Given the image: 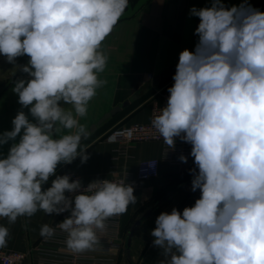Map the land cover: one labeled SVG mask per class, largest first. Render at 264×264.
Segmentation results:
<instances>
[{
	"label": "clouds",
	"instance_id": "clouds-1",
	"mask_svg": "<svg viewBox=\"0 0 264 264\" xmlns=\"http://www.w3.org/2000/svg\"><path fill=\"white\" fill-rule=\"evenodd\" d=\"M128 4L0 0V55L13 65L29 57L17 66L28 78L12 88L21 110L12 130L0 134V145L19 136L0 158V219L12 224L37 211L70 212L56 227L74 253L95 250L106 221L137 200L123 181L82 187L79 179L56 175L61 163L89 159L81 141L90 133L80 119L106 83L102 45ZM190 15L199 17L198 43L180 52L167 105L151 124L169 148L176 138L192 146L191 190L200 197L182 213L174 207L158 215L153 245L170 256L160 264H264V12L247 0L231 8L212 0ZM179 159L187 163L183 154ZM54 234L42 225L45 240ZM8 237L0 225V248Z\"/></svg>",
	"mask_w": 264,
	"mask_h": 264
},
{
	"label": "crops",
	"instance_id": "crops-1",
	"mask_svg": "<svg viewBox=\"0 0 264 264\" xmlns=\"http://www.w3.org/2000/svg\"><path fill=\"white\" fill-rule=\"evenodd\" d=\"M221 2L226 8H231L245 0ZM132 3L134 8L125 10L102 45L109 57L107 68L100 74L106 83L89 102L88 113L80 123L89 131L114 107L121 106V111L98 126L87 139H82V146L88 148L86 154L89 159L86 162L81 163L77 157L71 164L61 163L56 175L70 170L90 183L107 176L113 167L135 174L141 161L160 160L159 175L134 190L136 203L130 204L121 217L123 246L115 257V264H160L170 256L165 257L163 250L153 245L154 238L150 233L156 227L155 220L161 212L170 213L175 207L182 213L185 207L194 206L200 197L199 189L191 190L193 176L189 170L195 167L194 158H187V163L179 159L180 155H175L172 162L164 160L163 146L158 142L137 143L129 150L128 156L117 157L119 146L105 142V137L116 127L150 120L153 102L165 87L162 84L167 76L159 79L160 74L178 64L181 51H193L198 43L195 29L200 21L199 17L190 15V9L211 7L212 0H133ZM247 4L256 9L260 7L259 10L264 12V8L261 9L264 0H247ZM18 79L22 78L5 76L0 79V134L12 130V120L22 107L18 103V95L12 91ZM125 102L128 105L122 107ZM23 111L30 120L33 119L27 108ZM18 141L19 136L16 141L0 145V158H5L12 143ZM54 178L50 177L43 189L50 187ZM55 221L56 214L47 215L43 211H37L32 217H20L12 224L6 218L0 219V225L9 229L7 246L1 249L29 251L41 239L42 225L52 226ZM138 221L140 223L135 226ZM27 264L37 263L29 261Z\"/></svg>",
	"mask_w": 264,
	"mask_h": 264
},
{
	"label": "built area",
	"instance_id": "built-area-1",
	"mask_svg": "<svg viewBox=\"0 0 264 264\" xmlns=\"http://www.w3.org/2000/svg\"><path fill=\"white\" fill-rule=\"evenodd\" d=\"M173 84L174 80L158 93L153 102L150 120L147 123L116 127L108 133L105 142L119 146L116 152L117 157L128 156L129 150L137 143L158 142L163 146L164 160L172 162L175 155L182 154L187 158H193L190 155L192 146L189 143L176 138L175 148L171 149L163 142L151 124L153 116L159 114L160 109L166 107L170 95L168 89ZM159 163L160 160L158 159L143 160L139 163L135 174L121 172L113 167L109 174L100 180L123 181L125 184H130L135 190L141 184L159 175ZM65 174L69 175L72 180L79 179L82 187H87L89 184L80 175L70 170L64 171L63 175ZM66 195L71 196L73 194L66 193ZM69 215L70 212L67 211L59 215L56 214V221L51 226L55 228V234L47 240L41 237L27 252H8L0 248V264H27L29 261H35L37 264H115L116 252L123 246L120 236L122 215L114 216L106 221V229L102 233L98 232L100 243L95 250L82 253L70 251L65 243L67 234L56 227V224L62 222Z\"/></svg>",
	"mask_w": 264,
	"mask_h": 264
},
{
	"label": "rangeland",
	"instance_id": "rangeland-1",
	"mask_svg": "<svg viewBox=\"0 0 264 264\" xmlns=\"http://www.w3.org/2000/svg\"><path fill=\"white\" fill-rule=\"evenodd\" d=\"M132 1H133V0H129V4H128L127 9H132V8H134V4L132 3ZM259 8H260V7H259ZM259 8H258V9H259ZM25 56H26V55H25ZM25 56L18 57L17 60H16V65H13V64H11V63H8L7 60H6V58H5L4 56L0 55V79L3 78V77H5V76H7V75H12V76H14V77H17V76H18V77H21V78H28L27 74H26V73H23L22 71H20L19 73H16V72H15V71H16V68H17V65H18L19 63H22L23 58H24ZM27 57H28V56H27ZM28 58H29V57H28ZM175 72H176V70H175L174 72H172L170 75H168V76L165 78V80H164L162 86H163V85L166 86L167 84H169L170 82L173 81V76H174ZM2 88H3V87H2ZM0 90H1V87H0ZM174 194H175V193H174ZM126 233H127V231L125 232V235H127ZM125 237H126V236H125Z\"/></svg>",
	"mask_w": 264,
	"mask_h": 264
},
{
	"label": "water",
	"instance_id": "water-1",
	"mask_svg": "<svg viewBox=\"0 0 264 264\" xmlns=\"http://www.w3.org/2000/svg\"><path fill=\"white\" fill-rule=\"evenodd\" d=\"M195 50V49H194ZM193 50V51H194ZM29 58L27 56H25L23 58V61L22 63H19L17 66H21V65H26L27 62H28ZM176 66L175 65L173 68H170L168 70H165L164 72H162L159 76V79H163L165 76H168L170 75L172 72H174L176 70ZM16 73H19L20 72V69L19 67L16 68ZM10 76L12 75H8L6 76V78H9ZM128 105V102H125L122 107H126ZM121 111V106H116L114 107L110 112L106 113L96 124H93L90 129H89V133L92 134L96 131L97 127L102 125L104 122H106L109 118L115 116L116 114H118L119 112ZM150 212H148L146 215H149ZM140 222L138 221L135 226H137ZM135 227L133 228L131 234H130V238L128 240V245H130V241H131V236L133 234V231H134Z\"/></svg>",
	"mask_w": 264,
	"mask_h": 264
},
{
	"label": "trees",
	"instance_id": "trees-1",
	"mask_svg": "<svg viewBox=\"0 0 264 264\" xmlns=\"http://www.w3.org/2000/svg\"><path fill=\"white\" fill-rule=\"evenodd\" d=\"M264 8V6L261 8V9H263ZM165 80V79H164Z\"/></svg>",
	"mask_w": 264,
	"mask_h": 264
}]
</instances>
